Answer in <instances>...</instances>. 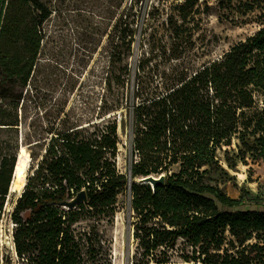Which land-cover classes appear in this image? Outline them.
I'll use <instances>...</instances> for the list:
<instances>
[{
	"label": "trees",
	"instance_id": "16d2710c",
	"mask_svg": "<svg viewBox=\"0 0 264 264\" xmlns=\"http://www.w3.org/2000/svg\"><path fill=\"white\" fill-rule=\"evenodd\" d=\"M138 2L109 0L108 10L107 84L114 98L106 115L124 109L126 102L133 119L130 170L123 174L117 167L116 118L93 131L58 128L49 141L30 146L44 153L31 167L12 212L17 257L22 264H112L103 228L113 224L119 196L129 189L135 264L175 259L264 264V241H251L255 235L264 237V209L245 208L244 200L225 193L215 177L225 171L218 153L232 147L240 125L249 130L256 120L253 133L264 134L263 113L255 101L257 88L264 90V28L222 60L182 68L154 86L139 64L131 90ZM195 4L186 0L176 6L177 19L169 20L176 33L184 30L187 11ZM51 16L44 0H0V237L18 162V144L3 133L21 126L19 109L38 63L43 25ZM256 52L263 58L253 63ZM225 153L228 168L236 169V161ZM162 175L165 182L156 189L139 182ZM82 191L87 203L73 210L61 207ZM1 262L12 263L2 257L0 245Z\"/></svg>",
	"mask_w": 264,
	"mask_h": 264
},
{
	"label": "rangeland",
	"instance_id": "374dc122",
	"mask_svg": "<svg viewBox=\"0 0 264 264\" xmlns=\"http://www.w3.org/2000/svg\"><path fill=\"white\" fill-rule=\"evenodd\" d=\"M185 1L139 0L130 59L131 90L136 87L139 64L144 68L141 74L154 86L182 68H201L222 60L233 47L245 43L264 28V0H191L196 4L187 11L184 30L176 33V26H170L169 20L178 13L176 6ZM44 2L52 16L43 25L44 40L38 63L19 109L21 126L19 130L3 133V138L10 139L13 145L18 144V155L25 147L29 177L31 167L36 166L44 153V148L30 146L39 140L49 141L58 128L76 126L93 131L94 127L104 126L116 118L120 139L117 167L121 173L128 174L133 160V119L125 109L126 102H123L124 109L106 115L114 98L107 84L108 35L112 29L109 0ZM124 7L125 4L122 9ZM262 58L263 55L256 52L252 61L258 63ZM255 101L259 114L263 113L264 117V90L261 88H257ZM255 122L249 130L240 125L232 147L219 151L225 171L215 176L225 193L242 198L245 208L251 210L264 209V134L253 133ZM226 151L238 165L234 170L225 162ZM17 199L18 196L10 192L2 223L3 257H9L11 264H22L7 244V237L15 229L12 228V212ZM103 229L111 243L112 264H135L129 189L119 196L113 224H105ZM251 241L256 244L264 241V237L255 235ZM171 264L189 263L175 259Z\"/></svg>",
	"mask_w": 264,
	"mask_h": 264
},
{
	"label": "bare ground",
	"instance_id": "6f19581e",
	"mask_svg": "<svg viewBox=\"0 0 264 264\" xmlns=\"http://www.w3.org/2000/svg\"><path fill=\"white\" fill-rule=\"evenodd\" d=\"M27 154L28 153L25 147H22L18 155L16 173H15L14 182L12 184V189H11V193L16 194L18 197L20 196V194H22L24 187L27 183V179H28L27 172L29 169V165L26 160ZM7 240H9V237H7Z\"/></svg>",
	"mask_w": 264,
	"mask_h": 264
},
{
	"label": "water",
	"instance_id": "95a60500",
	"mask_svg": "<svg viewBox=\"0 0 264 264\" xmlns=\"http://www.w3.org/2000/svg\"><path fill=\"white\" fill-rule=\"evenodd\" d=\"M15 173H16V169H15ZM14 177H15V174H14ZM13 182H14V178H13ZM13 182H12V184H13ZM139 182L141 184H144V185H151L153 187V189H156L157 186L164 184V182H165V175L145 177V178L140 179ZM129 184H131V182H129ZM26 186H27V183H26L24 189L26 188ZM11 189H12V186H11ZM10 192H11V190H10ZM21 197H22V194H20V196L18 197V199L21 198ZM87 202L88 201H87L86 193H85V191H82L73 200H70V201H67V202L62 203L61 204V207L63 209H65V210H73V209H76L78 207V205H80L81 203H87ZM16 205H17V202H16L15 206Z\"/></svg>",
	"mask_w": 264,
	"mask_h": 264
},
{
	"label": "built area",
	"instance_id": "2783aa9c",
	"mask_svg": "<svg viewBox=\"0 0 264 264\" xmlns=\"http://www.w3.org/2000/svg\"><path fill=\"white\" fill-rule=\"evenodd\" d=\"M12 228H15V224L12 222ZM13 230V229H12ZM14 232H10V237H9V243H7L9 246H10V248H11V250L13 251V252H15V254L17 255V253H16V247H15V242H14ZM0 245H1V252H2V257H3V247H4V241H3V239H2V225H1V237H0Z\"/></svg>",
	"mask_w": 264,
	"mask_h": 264
}]
</instances>
